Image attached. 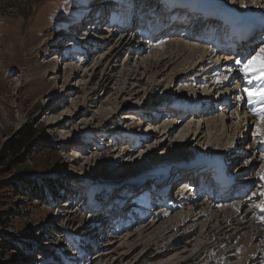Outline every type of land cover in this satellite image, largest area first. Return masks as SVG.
<instances>
[{"label": "rangeland", "instance_id": "1", "mask_svg": "<svg viewBox=\"0 0 264 264\" xmlns=\"http://www.w3.org/2000/svg\"><path fill=\"white\" fill-rule=\"evenodd\" d=\"M90 2L0 0V264H133L135 255L120 260L123 253L120 249L117 255L114 253L106 258L107 261L97 260V255L89 249L81 250L86 244V232L92 236L90 229L109 211L106 207L121 196V190L131 191L136 181L147 185L149 177L167 178L175 173L172 170L180 159L195 157L196 151L192 147L188 151L177 148L178 142L186 137L184 124L177 116L168 117L165 109L172 108L175 103L171 102L180 97L186 101L190 98L188 102L193 96L202 97L197 83L184 87L181 92L178 85L174 88L175 83L172 86L169 83L168 71L161 78L157 77V85L149 87L146 83L152 78L148 75L144 84L136 89L143 94L132 97L119 90L126 78L123 76L125 71L134 66L137 56L117 50L116 57H109L119 35L103 47L100 43L94 45V49L82 46L85 50L81 52L77 47L81 44L74 41L71 43L74 50L68 49L69 40L73 38L70 37L73 36L70 27L75 24L73 15L80 13L79 17L81 14L83 17L82 12ZM183 30L179 28L174 35H169V40L176 35L183 36ZM131 46H135L133 37ZM166 50L164 46L158 51ZM160 52L153 56L158 58ZM79 70L80 75L75 77ZM106 74L111 75L109 83ZM129 83H135V80ZM168 87L174 91L175 99L168 98L170 92L164 91ZM151 90L159 96L155 98ZM158 104L164 106L160 122H180L169 128L166 137L162 130L146 147L137 146L149 126V121L140 119L139 115L149 113V108ZM225 114L230 129L232 113L227 111ZM57 121L62 123L60 128L53 124ZM205 126L201 130L204 137L208 128ZM195 127L191 124L188 130L193 131ZM197 127L201 128V125ZM232 128L230 130L234 132ZM25 130L32 135L31 140L23 144L19 153L9 152L2 159L5 146L17 140ZM207 138L200 144L201 153L210 150ZM163 143L166 144L161 147ZM137 148L142 150L143 157L135 164L126 158V161L120 159ZM208 153L211 155L213 151ZM94 154L98 159L96 162L93 161ZM41 179H53L60 187L53 202L46 204L27 196L44 182ZM64 202L70 203L71 208H66L70 204L65 206ZM166 225L168 227L171 222ZM142 226L126 230L122 235H114L112 225L108 234L95 233L98 251L107 252L110 242L115 243L111 245L112 249L123 248L121 237L137 232ZM201 230L199 227L195 233L200 235ZM23 245L29 250L21 251ZM144 247L138 248L137 254L144 253ZM173 254L160 257L159 262L171 264L167 261Z\"/></svg>", "mask_w": 264, "mask_h": 264}, {"label": "bare ground", "instance_id": "2", "mask_svg": "<svg viewBox=\"0 0 264 264\" xmlns=\"http://www.w3.org/2000/svg\"><path fill=\"white\" fill-rule=\"evenodd\" d=\"M101 1H99L101 2L99 6L104 7V9H109L107 4H109L110 1ZM237 1L238 0H233L230 5H227L226 3L221 2V0H210L212 9L209 11V15L207 17L202 16V18H199L201 19L200 21L194 22L193 25H197V27L190 25V23L193 22L189 19L191 17L193 18V16H190V13L187 14L186 18L174 14L172 15V12L160 14L158 17L155 16V22L159 20L164 21L163 19L166 18L169 23L175 21L180 25H184V35H176L173 40H167L166 42H161L160 45H158L159 43L155 45L153 42L157 41L158 36L155 34L150 35L149 31H142L140 32V34H138L140 35V39L142 40L140 42L142 45L134 48L132 46L130 47L133 35L125 30V33L121 34V36L119 37L117 44L112 47L111 50H114V52L110 53L109 51V57L112 58L116 57L117 53L115 52L117 50L120 53H123L124 51L127 52L128 56H131V54L137 56V60L134 62V66L131 69L125 71L123 75L126 78L124 79L123 86L119 90L121 94L129 95L132 97H139L143 94V92H138L136 89L140 87V84H144L148 75H150L148 77L152 78V80L147 81L148 83L146 84H149V87H151L159 83L157 77L161 78L168 71H170V73L168 74L169 83H171V86L175 83L174 88L178 85V90L181 92L184 91V87L189 88L192 83L201 82L202 87H200L198 90H202V95L203 97L205 96L204 100H202L204 102L203 105L209 104V107L206 109L199 108L197 112L192 111L189 113V111H185L181 112L182 114L180 113L181 122H179L181 124H184L183 129L186 132L184 133L186 134V137L185 139H182L178 142L179 144L177 145V148L183 150L185 149V151H188V149H190L189 147H192L193 150L196 151L194 152L195 158L186 159L190 160V162L195 159L197 161L202 160L210 164L211 162H221L220 158L222 157L225 158L224 161L226 163H231L233 161H243L241 168L238 167L239 165L235 167L237 169H235L234 172L230 173L231 176H234V174L237 171H240V169L241 171L246 169V166H248L249 163L259 164L262 162V160H264V144L255 141L253 144L245 146L241 143L246 142L247 140L248 132L245 131L250 127V122H252L256 126V131L258 132V134L264 132L263 117L257 118V116H255L256 114L254 113H246L244 109L245 107H240L237 99V92L239 90L237 85L240 84L241 80H244L246 78L247 75L244 74L245 65L248 63L245 64L240 62V58H243L242 55H240V58L237 60L233 55H227L223 52L224 50L217 46L216 42L219 33H217L216 31L218 30L220 25L217 26L214 32L215 34L211 38L209 34V31L216 23L217 18L220 23H222L225 19L231 20L232 18H234L233 11H235L237 8ZM260 1L261 0H239V3H241L240 6L242 10H252L259 12L264 10V8H262L261 6L262 3H260ZM178 12V14H180L182 11ZM155 25L157 26V24ZM189 26L190 28H188ZM176 27L177 26H174V28L172 27L173 29L168 32L170 36L174 35L178 31ZM93 29L96 30L97 27H92V30ZM103 29L104 28H102L100 31H102ZM94 35H96V40H103L104 45L112 43L114 39L113 35L111 37L106 36V34L98 35L97 33H94ZM98 36L102 37L100 38ZM89 39L91 38L88 37L87 41H89ZM256 45L257 44H253V48L256 49V53L254 56L256 58L255 64L249 67L248 75L258 78L260 77V74H258L260 72L257 69L261 64H264V55H261L259 50L260 48H264V46H260V48L257 49ZM164 46H166L167 48L165 52L162 53L158 51ZM158 52H160L158 58L153 56ZM213 60L215 62H213ZM235 61H239V63H236ZM212 64H214L215 66H212ZM236 66L244 68V72H235L233 67ZM199 68L200 70L198 71ZM222 70L224 71L222 74H215L216 76L220 75L216 78V81L221 84V87L218 88V93L220 92L221 95L220 93L218 94L214 92V94H218V97H216V99L219 100L218 101L215 99V96L213 98H210L209 88L211 86L209 88H206L207 83L209 82L207 78H204V80L201 78L205 77V75L207 74L212 75L214 74V72ZM79 72H81V70L75 73V77H78L80 75ZM201 72H203V74L198 75L201 74ZM139 75L145 78H139ZM105 78H109L107 80L108 83L111 81L110 74H106ZM132 80H135V83H137L138 85H136L135 83H129V81ZM163 82H167V80H164ZM184 84L187 86H184ZM181 85H183V87ZM203 89L207 93H205ZM152 90L151 92H153ZM167 90L170 92L168 98L171 99L172 96L175 99L176 95H173L174 91L171 90V87H168V89H165L164 91L168 92ZM153 93L154 97L156 98L157 93ZM157 96H159V94ZM197 97H199L198 100L200 101L201 95ZM184 99L177 100L178 107H180V104ZM228 99L230 101H233V103H230L231 105L229 106L228 104H226ZM156 103H158V101ZM190 107H192V105H190ZM227 111H229L230 114L232 113V122H230L231 124L235 122V124L232 126L234 127V132H231L230 129L233 128L230 127L229 129L226 124L227 116L225 112ZM139 118L143 120L141 116ZM150 118V122H152L149 125L150 127H148L147 132L144 135H141V138H143V136L146 138L143 142L140 141L139 143H137V146L146 147L147 144L151 143V139L155 138V136H157L162 130L164 131L163 137H166L169 128L179 123L177 121L168 122L162 120L163 122L161 121L160 123H158L157 128H152L154 126L153 121L158 120L157 116H150ZM60 122L61 121H57L53 123L54 125L56 124L55 128H60L59 125L62 124ZM191 124H195L196 126L193 131L188 130L190 129ZM205 124H207L208 126H205ZM197 125H201V128L197 127ZM204 126L208 127L206 130L207 133L209 132L208 134L206 133L205 137L203 136V131H201L202 128L204 130ZM134 127H137V125L135 124ZM206 137L210 138L206 139V144L208 147H210L209 151H213V153H215L214 156L210 155L208 153L209 151L207 152V150L201 153V150H203V148H201L200 144ZM239 142L240 145H238ZM235 143L237 145V149L235 147ZM164 144L166 143H163L161 147H163ZM240 150L243 151V153ZM141 152L142 150L137 148L134 149V151L131 150L127 152V154L125 155L126 157H122L120 159H124L122 161H126V159H128L129 161H131V163L135 164V162H137L139 158L143 157V154ZM258 154L261 155L260 158H262V160L257 159ZM229 157H232V159H227ZM120 159L118 161H120ZM148 159L150 160V157ZM226 159L228 161H226ZM93 161H98L96 154L93 155ZM225 162L222 161V165L219 168L220 170H224L227 166ZM232 165L233 164L231 163L230 166ZM193 167L194 171H198V167ZM143 168L144 167H142V169ZM189 169L190 167L187 166V169L184 168L183 170H180V173L182 175H186L187 170ZM212 173L214 174V171ZM216 174H219V171H216L214 175ZM212 177L215 178V176L213 175ZM138 178L140 179V177ZM172 183L173 182L171 181V183L169 184ZM251 185H253L252 182L250 186ZM170 186L172 185H164V188L162 187L161 189L167 190V188H170ZM180 187V190L186 189V185H180ZM207 187L211 188V190L215 188L213 183L208 184ZM151 192L152 194L155 193L154 190H151ZM261 193L262 191L258 190L256 193L257 195L251 196L249 202L236 200L230 203H228L230 200L226 195H220L217 200L207 203L201 202L197 193L189 196H183L178 203L174 205H167L168 208L165 209V211L156 212L152 217L151 222L143 224L142 228L137 232H134L132 234L127 233L126 235L122 236L121 238L123 239V248L120 247L112 249L111 245L114 246L115 243L110 242L108 244V246L110 245V247H108L107 252L99 251L96 254V259L99 261H107L108 259L106 258L111 257V254L114 253H116L115 255H117V252H119L120 249L123 252L121 253L122 257L120 258V260L124 257L129 258L135 255V257H133V259H135V262L133 264H162L159 262V259H161L160 257H163L166 254H172L173 252L174 254L169 258V261H167L171 264H195L196 261H198L197 263L199 264H203L205 263L204 257L209 252L211 253V257L214 255V264H264V211H259L256 219H252V221L248 217L250 210L246 209V207L249 206L250 202L255 203L258 198L261 200L262 206H264V196H262ZM136 198L138 199H136L135 205L143 201V199L140 198V195L136 196ZM221 201H227V203L223 204L221 203ZM219 202L221 204H219ZM160 204H162V202H160ZM66 205L67 204L65 203V206ZM68 207L71 208V206L67 205L66 208ZM179 208L180 211L176 212L174 216H172L171 214L175 211H178ZM239 210H241L240 214H238ZM169 222H171L172 227H170L171 225H169ZM167 223L169 225L168 227H166ZM199 227H202L200 235H198V233H195ZM126 230L131 231L129 229ZM248 231L250 233H248ZM143 246H145V249H143L145 252L137 254L138 248H141ZM182 246H184L183 250L181 249L179 251V248ZM222 251L223 253H218ZM225 253L230 254V256L228 257L229 259L227 260L224 257Z\"/></svg>", "mask_w": 264, "mask_h": 264}, {"label": "trees", "instance_id": "3", "mask_svg": "<svg viewBox=\"0 0 264 264\" xmlns=\"http://www.w3.org/2000/svg\"><path fill=\"white\" fill-rule=\"evenodd\" d=\"M31 137L32 135L29 133V131L27 130L22 131L19 134V137L17 140H12L5 146V149L2 151V159H4L9 152L19 153L23 144L30 141ZM41 180L44 182H42L41 185L39 184L34 190H31L30 192H28L27 196L30 199H33V200L36 199L39 202H43L47 204V203H50L56 196L58 185H57V182L53 179H49V180L41 179ZM20 250L28 251L29 248L24 247L23 245L22 248H20Z\"/></svg>", "mask_w": 264, "mask_h": 264}, {"label": "snow or ice", "instance_id": "4", "mask_svg": "<svg viewBox=\"0 0 264 264\" xmlns=\"http://www.w3.org/2000/svg\"><path fill=\"white\" fill-rule=\"evenodd\" d=\"M259 52H260L261 55H264V48H260ZM255 60H256V58L253 57V59L249 60L248 64L245 65V73H244L245 75L249 74L248 69H249L250 66H253L255 64ZM235 62L239 63V61H235ZM257 70L261 73V77L260 78L264 79V64H261ZM250 82L251 81H249V83ZM243 91L246 92V94H247V103L256 104L258 102H264V92H260V93L254 94L248 89H243ZM237 99H241V98L237 97ZM258 114L264 116V111H262V112H260ZM261 143L264 144V141H262ZM260 179L264 180V175H262L260 177ZM261 195L264 196V193H261ZM261 211H264V206L261 207Z\"/></svg>", "mask_w": 264, "mask_h": 264}]
</instances>
